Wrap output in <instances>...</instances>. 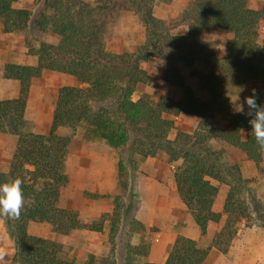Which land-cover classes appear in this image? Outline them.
Listing matches in <instances>:
<instances>
[{
	"label": "trees",
	"instance_id": "obj_1",
	"mask_svg": "<svg viewBox=\"0 0 264 264\" xmlns=\"http://www.w3.org/2000/svg\"><path fill=\"white\" fill-rule=\"evenodd\" d=\"M18 0H0L2 31H22L28 53L35 55V65L8 63L4 76L19 81L15 98L0 100V133L16 136V144L6 170H0V182L20 178L23 181V207L18 219L0 216L11 238L18 264H75L70 248L55 239L28 232V224L46 222L54 233L68 235L83 228L101 231L106 219L111 223L107 255L90 254L83 264H158L146 260L151 241L144 225L134 216L125 220V211L116 204L113 212L85 223L75 210L60 205L61 189L68 181L66 160L72 137L58 130L83 128L86 136H98L118 153L117 180L135 191L134 156L153 157L164 163H176L174 179L180 198L197 223L201 237L207 224L225 220L207 247L178 234L163 264H202L214 247L227 253L241 220L249 223L251 189L241 172L239 161L231 159L228 149H237L261 168L263 149L255 142L247 112L232 111L230 88L256 79L258 104L264 103V40H260L258 24L263 14L250 0H193L180 14L176 25L185 24L184 35L168 32L171 26L154 16V0H35L33 10L15 8ZM127 5V6H126ZM126 6L134 11L145 29V42L133 52H112L105 45L107 17ZM222 28L227 34L224 55L217 56L209 48L204 32ZM56 39L55 43H31L39 35ZM179 54L190 75L199 80L207 93L197 97L173 64ZM150 57L166 62L163 79L182 89L175 99L148 94L133 99L138 84L151 80L140 67ZM203 62L206 70L194 67ZM73 76L76 85L58 90L50 127L46 133L34 132L25 117L31 79L45 70ZM248 111V109H247ZM181 113L196 117L192 132L177 130L173 139L169 132L174 117ZM218 113L224 123L213 126L205 116ZM246 130L245 138L242 130ZM127 177V180H126ZM124 178V179H123ZM220 184H226L222 212L212 206ZM264 214V207L260 205ZM264 227V221L260 224ZM133 232L141 233L137 245L131 243Z\"/></svg>",
	"mask_w": 264,
	"mask_h": 264
},
{
	"label": "rangeland",
	"instance_id": "obj_2",
	"mask_svg": "<svg viewBox=\"0 0 264 264\" xmlns=\"http://www.w3.org/2000/svg\"><path fill=\"white\" fill-rule=\"evenodd\" d=\"M95 4L96 0H84ZM193 0H154L151 6L154 16L164 21L165 26H171L168 30L171 34H181L182 30H187L185 24L176 25L180 19L181 12ZM35 0H18L13 4L15 8H26L33 10ZM250 5L254 9H261L262 19L258 24L259 38L264 40V0H250ZM127 6V5H126ZM124 6L116 13L107 17L105 27V45L109 51L120 52L122 49L133 52L139 48L146 40L145 29L142 22L133 10ZM176 23V24H175ZM0 60L6 63H16L20 65H35L37 58L29 54L24 41V33L17 31L5 33L2 31L0 21ZM209 48L215 51L217 56L224 55V46L227 34L222 28H216L204 32ZM32 45L38 46L41 41L55 43L56 39L47 35H39L30 40ZM23 54V55H21ZM179 54L174 58L173 64L178 68L186 84L199 98H205L207 93L201 88L197 77L190 75L191 67L185 65ZM16 60L18 62H16ZM194 67L206 70L203 62H196ZM140 67L151 77L145 84H138L136 91L132 95L137 99L139 95L148 94L157 99L160 95H166L178 99L182 97V89L168 84L163 79L166 69V62L161 58L150 57L141 62ZM4 67L1 74L4 76ZM67 82H77L69 74ZM61 72L45 69L40 76L31 79L28 92L25 117L34 132L46 133L50 127L52 112L61 79ZM244 87L245 91L239 93L240 100L236 101V93L239 88ZM261 82L256 79L247 81L240 86L232 85L230 88V108L238 111V105L246 96L251 95L252 90L258 91ZM247 110L245 106L244 111ZM179 118L174 117V126L169 132V138L175 136L177 130L192 132L197 127L196 117L191 114L181 113ZM210 125L220 126L224 123L218 113H208L205 116ZM58 133L71 135L72 147L66 160L65 173L68 181L61 189L60 205L62 207L75 210L81 221L91 223L97 220L101 214L111 213L114 206L119 204L125 211V220L136 214L139 199V170L138 166L142 162L141 157L134 156L135 162V191L138 197L133 200L129 198L128 189H124L120 180L116 176L118 173L117 161L118 153L107 146L98 136H86L83 128L71 131L68 128H61ZM16 144V136L8 133H0V170H6L12 157ZM231 159L239 161L242 175L248 179L251 194L246 195L249 202V223L245 220L238 223L237 228L245 226L252 228V233L248 236L235 239L232 251L227 255L229 264H244L246 256L257 259V264H264V227L260 224L264 221V214L260 210V205L264 207V149L262 151L261 168L257 169L253 161L246 159L245 155L237 149H228ZM177 161L175 164L179 163ZM176 166V165H175ZM175 170V169H174ZM124 179V178H123ZM127 180V177H126ZM244 224V226H243ZM111 223L108 219L104 222L101 231L78 228L68 235L54 233L46 222L31 221L28 224V232L37 236L55 239L70 248V254L75 257V264H83L90 254L100 256L107 255L110 250L108 234ZM146 229V228H145ZM254 245H253V244ZM15 247L11 238L6 233L2 219L0 218V254H6L0 260V264H18L13 260Z\"/></svg>",
	"mask_w": 264,
	"mask_h": 264
},
{
	"label": "crops",
	"instance_id": "obj_3",
	"mask_svg": "<svg viewBox=\"0 0 264 264\" xmlns=\"http://www.w3.org/2000/svg\"><path fill=\"white\" fill-rule=\"evenodd\" d=\"M186 33L187 30L185 29L178 35ZM16 62L18 61L16 60ZM4 64L0 60V100L15 98L19 91V81L17 79L2 76L1 68L5 66ZM60 77L64 82L60 83L59 86L74 84L69 81L67 82L68 75L66 73H61ZM244 112H247V110ZM241 135L245 138V129L242 130ZM175 165V163H164L153 157H145L138 166L140 201L138 202L135 218L144 225L146 234L150 232L151 247L146 260L158 264L165 262L178 234L196 240L202 247H207L209 241L220 230L225 220V215L222 214L218 222L210 221L206 227L205 237H201L197 223L177 192L174 179ZM228 189V185L220 184L212 206L214 212H222ZM249 233H252L251 227L237 228L229 251L221 253L212 247L202 264H229L227 255L231 253L235 239L248 236ZM130 239L132 244L137 245L140 242L141 233L133 232ZM243 261L244 264H257V259L252 256H246V259H243Z\"/></svg>",
	"mask_w": 264,
	"mask_h": 264
},
{
	"label": "clouds",
	"instance_id": "obj_4",
	"mask_svg": "<svg viewBox=\"0 0 264 264\" xmlns=\"http://www.w3.org/2000/svg\"><path fill=\"white\" fill-rule=\"evenodd\" d=\"M244 91L243 86L239 88L236 93V101L240 100L239 93ZM257 97L258 93L253 89L251 95L246 96L239 103L237 110L244 113L245 106H247L246 115L250 117L249 123L255 142L264 149V103L258 104ZM22 184L23 181L20 178L0 182V216L13 219L20 217V211L23 207ZM5 255L0 254V260L4 259Z\"/></svg>",
	"mask_w": 264,
	"mask_h": 264
},
{
	"label": "built area",
	"instance_id": "obj_5",
	"mask_svg": "<svg viewBox=\"0 0 264 264\" xmlns=\"http://www.w3.org/2000/svg\"><path fill=\"white\" fill-rule=\"evenodd\" d=\"M176 118H178V116H175Z\"/></svg>",
	"mask_w": 264,
	"mask_h": 264
}]
</instances>
